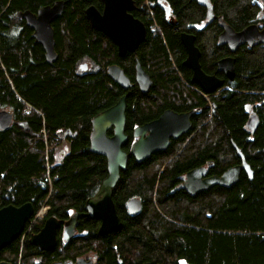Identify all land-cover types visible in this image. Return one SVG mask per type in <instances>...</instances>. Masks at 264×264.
Masks as SVG:
<instances>
[{"label":"trees","instance_id":"16d2710c","mask_svg":"<svg viewBox=\"0 0 264 264\" xmlns=\"http://www.w3.org/2000/svg\"><path fill=\"white\" fill-rule=\"evenodd\" d=\"M57 1L0 0V111L15 117L9 129L0 131V208L30 202L36 213L47 202V218L84 213L86 201L108 175L107 159L89 150L93 118L128 94L127 133L167 110L196 111L193 131L142 163L129 157L114 188L122 221L118 230L99 235L100 221L85 214L79 234L44 256L74 261L94 253L99 264H118V259L123 264H264V45L232 54L218 40L220 22L207 23L206 8L196 1L134 0L133 15L146 25L147 37L135 54L120 57L112 40L86 19L88 6L102 10V0H65L63 15L52 25L58 59L50 65L33 43V30L17 14L36 13ZM211 1L217 18L236 31L259 22L263 11L254 0ZM161 4L171 8L168 18ZM183 32L196 37L202 69L224 79L216 93L207 95L192 81V70L183 64ZM228 56L235 58L233 81L216 69ZM136 58L153 81L147 93L135 84ZM83 61L99 71L79 74ZM112 65L124 70L131 88L109 77ZM251 112L261 120L254 134L247 129ZM64 131L76 135L68 138L70 151L59 162ZM233 142L251 165L253 179L242 173L231 188L215 186L196 196L173 191L181 175L205 161L214 165L213 176L239 164ZM131 146L128 141L123 150L129 153ZM133 198L143 203L137 216L126 206ZM33 220L25 236L0 251V262L34 264L43 256L29 239L45 220Z\"/></svg>","mask_w":264,"mask_h":264},{"label":"water","instance_id":"95a60500","mask_svg":"<svg viewBox=\"0 0 264 264\" xmlns=\"http://www.w3.org/2000/svg\"><path fill=\"white\" fill-rule=\"evenodd\" d=\"M104 8L102 11L97 7L90 6L87 10V19L91 26L110 37L118 47L120 57L128 53L135 54L142 42L147 37L145 24L132 14L135 8L134 0H102ZM206 8V21L208 23L218 20L222 26L219 42L227 46L232 54H235L244 46L255 48L264 45V24H250L246 28L236 31L221 17L216 16L211 0H193ZM68 1L59 0L54 6L41 9L38 15L30 12L20 14L26 19L27 26L34 32L36 41L41 45L48 42L50 47L49 61L54 63L57 59L55 52L53 22L63 15ZM264 7V0H262ZM165 10L166 17L171 15V8L161 4ZM264 23V22H263ZM181 41L187 51L184 66L192 70V81L200 86L204 93L210 95L221 89L223 82L216 75L207 74L201 66L202 51L196 45V37L193 34L183 32ZM217 72L223 73L230 80L235 78V58L224 57L217 62ZM109 76L123 89L128 90L133 86L131 79L118 65L107 68ZM152 79L136 58L135 84L142 93H147L152 86ZM128 94L122 96L112 107L98 114L93 119L92 132L90 136V151L94 154L104 156L107 159L108 175L101 183L99 191L94 197L89 198L85 204L86 215L96 218L101 222L98 233L106 235L118 230L122 221L118 216L113 199L121 171L127 167L128 157L134 156L138 163L149 159L152 155L166 152L172 144V139H179L192 130L191 119L194 111L177 113L172 110L165 111L159 118L135 129L134 136L137 140L133 143L130 153L123 150L128 136L125 133L126 109ZM13 114L6 111L0 112V129L6 130L13 123ZM261 120L252 112L247 121V128L251 134L258 129ZM112 130L113 134L109 135ZM233 146L241 162L227 169L221 176L206 177L208 168L201 166L190 170L181 185L190 195H198L215 186L231 188L236 185L242 173H246L250 179L254 177L251 165L246 161L241 149L233 142ZM214 166L213 164L210 167ZM142 201L132 199L128 203V209L132 216H137L142 210ZM35 213L34 205L27 202L21 206L8 205L0 209V250L6 249L24 234L27 224ZM85 215L76 213L71 219L64 223V241L70 242L78 226V220ZM61 221L51 217L48 218L43 228L31 235L29 242L43 251H50L57 246L58 227ZM122 262V261H121ZM0 264H12L2 261ZM58 264V263H57ZM75 264H94L93 260L86 261L79 258ZM149 264V263H145Z\"/></svg>","mask_w":264,"mask_h":264},{"label":"flooded vegetation","instance_id":"af4514ba","mask_svg":"<svg viewBox=\"0 0 264 264\" xmlns=\"http://www.w3.org/2000/svg\"><path fill=\"white\" fill-rule=\"evenodd\" d=\"M103 2V1H102ZM135 4H136V2H135ZM90 6H93V5H90ZM90 6H88V8L90 7ZM95 6V5H94ZM96 7V6H95ZM103 8H104V3H103ZM135 8H136V5H135ZM134 8V9H135ZM99 10V9H98ZM103 10V9H102ZM102 10H100V11H102ZM134 11V10H133ZM38 12V11H37ZM36 12V13H37ZM86 12V11H85ZM132 14H133V12H132ZM86 15V14H85ZM136 18V17H135ZM87 19V18H86ZM20 20H23V19H20ZM139 20V19H138ZM25 21V20H24ZM141 21V20H140ZM55 22V21H54ZM25 23H26V21H25ZM26 25H27V23H26ZM146 26V25H145ZM30 28V27H29ZM147 28V27H146ZM31 29V28H30ZM34 32V31H33ZM102 33V32H101ZM105 35V34H104ZM106 36V35H105ZM31 37H32V39H33V43L35 44V45H37L40 49H41V51H42V53H43V55H44V60H45V62L47 63V64H50V65H53V63H49V61H48V59H47V57H46V52H45V49H44V47L41 45V44H39V43H37L36 42V40H35V38H34V35L31 33ZM110 39V38H109ZM55 41H56V35H55ZM113 42V41H112ZM114 43V42H113ZM115 44V43H114ZM116 45V44H115ZM56 47H57V42H56ZM117 47V46H116ZM117 51H118V47H117ZM56 53H57V50H56ZM119 55V54H118ZM46 57V58H45ZM31 59H32V57H31ZM57 59H58V54H57ZM57 59H56V61H57ZM83 62H85V61H83ZM81 63L82 62H80L79 64H78V73L79 74H81V72H82V68H81ZM86 63H88V64H90L91 65V67H90V72H94V73H96V72H98L99 71V66H97V65H95V64H92V63H90V62H86ZM97 68V71H93V69L94 68ZM83 73V72H82ZM222 74V73H221ZM224 75V74H223ZM218 76V75H217ZM219 77V76H218ZM225 77V76H224ZM173 111V110H172ZM174 112H176V111H174ZM177 113H179L180 114V112H177ZM181 113H183V112H181ZM195 116V115H194ZM194 116H193V118H194ZM193 118L191 119V121H192V125H193V127H194V122H193ZM140 127V126H139ZM193 127H192V130L189 132V133H191L192 131H193ZM135 131V130H134ZM134 131H131V133H127L126 131H125V133L127 134V136H128V139H127V141L126 142H128L129 141V145L131 146L132 145V143L133 142H135L136 141V137L134 136ZM189 133H187V134H189ZM187 134H185V135H187ZM64 135V136H63ZM76 135V133H71L70 131H64V132H62V138L65 140V142L66 143H69L68 141H69V137H71L70 139H72L74 136ZM185 135H183L181 138H183ZM180 139V138H179ZM174 140H178V139H172V144H173V141ZM65 144V143H64ZM63 144V145H64ZM171 144V145H172ZM171 147V146H170ZM169 147V148H170ZM130 152V151H129ZM129 157H131L129 160H133V159H135L134 158V156H132V155H130ZM136 160V159H135ZM148 160V159H147ZM137 162V161H136ZM144 162V161H143ZM138 163V162H137ZM209 164H212V163H210L209 161H205V164L203 165V166H207V165H209ZM213 167V166H212ZM127 168V167H126ZM211 168V167H210ZM210 168H209V171H208V173H207V175L205 176V178L206 177H211V176H213L212 174H210L209 172H210ZM190 171V170H189ZM189 171H187V172H185L183 175H181L179 178H178V183H177V185L175 186V189L173 190L174 192L176 191V190H180V189H182V190H184L187 194H188V192L185 190V189H183V188H181V185L184 183V177H186V175H187V173L189 172ZM171 192V193H174V192ZM204 192H207V191H204ZM189 195V194H188ZM189 196H191V195H189ZM196 196V195H195ZM84 212H85V214H86V211H85V209H84ZM80 220V219H79ZM59 221H61L60 222V224H59V227H58V242H57V246L58 245H61V244H63L64 243V240H63V233H64V223L65 222H67V221H69V218L67 217V218H64V219H60L59 218ZM41 224H39V226H40ZM79 234V230H78V227H77V229H76V231H75V235L77 236ZM59 237H60V243H59ZM75 238V237H74ZM74 238H72V239H74ZM71 239V240H72ZM56 246V247H57ZM40 250V249H39ZM53 250V249H52ZM41 251V250H40ZM51 251V250H50ZM42 252V254L43 253H45V252H48V251H41ZM79 258H85L86 259V261H90V260H93L94 261V264H99L98 263V257H97V255L96 254H94V253H89V254H86V255H83V256H80V257H78L76 260H74V261H72V259H70V258H66L65 256H62V257H51L50 259H47L46 258V256H44V254H43V256H37V257H35V259H34V264H41V263H48V264H75L76 262H77V260L79 259ZM13 264V263H12ZM20 264V263H19ZM118 264H123V261L121 262V260L120 259H118Z\"/></svg>","mask_w":264,"mask_h":264},{"label":"bare ground","instance_id":"6f19581e","mask_svg":"<svg viewBox=\"0 0 264 264\" xmlns=\"http://www.w3.org/2000/svg\"><path fill=\"white\" fill-rule=\"evenodd\" d=\"M56 4V3H55ZM55 4H53L52 6H54ZM45 7H48V6H45ZM44 8V7H43ZM43 8H41V9H43ZM41 9H39L38 10V12L37 13H33V12H31V11H23V12H19L18 14H17V18L18 19H23V20H25L26 21V19L24 18V17H20V14H24V13H27V12H30V13H32V14H34V15H38V13H39V11L41 10ZM89 8H87L86 9V12H85V14H86V18H87V10H88ZM61 17V16H60ZM59 17V18H60ZM88 20V19H87ZM27 22V21H26ZM29 27V26H28ZM54 30V29H53ZM96 30V29H95ZM100 32V31H99ZM104 34V33H103ZM108 37V36H107ZM35 38V37H34ZM108 38H110V37H108ZM111 39V38H110ZM36 40V39H35ZM112 40V39H111ZM113 41V40H112ZM37 42V41H36ZM54 42H55V52H56V41H55V32H54ZM38 43V42H37ZM49 43L47 42L46 43V45H42L43 47H44V49H45V52H46V57H47V59H48V61H49V54H50V47H49V45H48ZM117 46V45H116ZM119 54V53H118ZM56 55H57V53H56ZM127 55V54H126ZM45 57V58H46ZM49 63H50V61H49ZM217 64V63H216ZM216 67H217V65H216ZM108 73V72H107ZM218 73V72H217ZM235 73H236V71H235ZM223 74V73H222ZM109 75V74H108ZM225 76V75H224ZM110 77V76H109ZM111 78V77H110ZM220 78V77H219ZM226 79H228L227 77H225ZM112 79V78H111ZM113 80V79H112ZM220 80L223 82V85L221 86V88L224 86V83H225V81H224V79H222V78H220ZM228 80H230V79H228ZM230 81H233V80H230ZM210 95H212V94H210ZM3 111H6L7 113H11L10 111H7V110H3ZM34 111V110H33ZM0 112H2V111H0ZM31 112V111H30ZM27 114V113H26ZM11 127V126H10ZM9 127V128H10ZM8 128V129H9ZM7 130V129H6ZM6 130H1L0 129V131H6ZM90 150V149H89ZM91 152V151H90ZM10 205H12V204H10ZM8 206V205H7ZM6 207V206H5ZM3 208V207H2ZM1 209V208H0ZM63 240H64V233H63ZM30 243V242H29ZM31 244V243H30ZM32 245V244H31ZM63 245V244H62ZM9 247V246H8ZM7 247V248H8ZM6 248V249H7ZM71 248V247H70ZM3 250H5V249H3ZM41 250V249H40ZM65 250V249H64ZM1 251V250H0ZM41 251H43V250H41ZM71 253V252H70ZM71 257V256H70Z\"/></svg>","mask_w":264,"mask_h":264},{"label":"rangeland","instance_id":"374dc122","mask_svg":"<svg viewBox=\"0 0 264 264\" xmlns=\"http://www.w3.org/2000/svg\"><path fill=\"white\" fill-rule=\"evenodd\" d=\"M256 3H259L260 5H262V0H254ZM263 20H264V9H263V11L261 12V15H260V18H259V22H257V24L259 25V26H262L263 25ZM81 65H85V66H87V68L88 69H90V67H91V65L90 64H88V63H86V62H82L81 63ZM93 71H97V68L95 67L94 69H93ZM205 95V94H204ZM31 109V108H30ZM64 136V135H63ZM65 143V144H64ZM63 144H61V147H60V149H59V151H58V153H57V160L58 161H61L62 160V158H63V156L65 155V154H67L69 151H70V145H69V143H66V142H64ZM39 220V219H38Z\"/></svg>","mask_w":264,"mask_h":264}]
</instances>
